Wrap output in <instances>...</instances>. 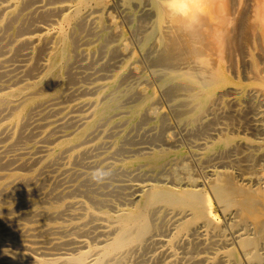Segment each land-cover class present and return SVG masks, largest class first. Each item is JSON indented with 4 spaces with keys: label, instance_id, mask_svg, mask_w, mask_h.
<instances>
[{
    "label": "bare ground",
    "instance_id": "6f19581e",
    "mask_svg": "<svg viewBox=\"0 0 264 264\" xmlns=\"http://www.w3.org/2000/svg\"><path fill=\"white\" fill-rule=\"evenodd\" d=\"M0 1H4V0H0ZM30 4H32V5L35 4V7L32 8L33 9L32 12L29 13V15L26 14V16L28 15V17H25L26 19L21 20L22 21L21 23H18L17 25H15L13 34L10 32L12 34V35L10 34L11 37H13L16 34L18 36L19 33L21 34V33L28 32L27 34H29V36H22L17 41V45H15V47L12 49V52H11V53L14 52L13 55H15L16 53H17L16 55H18V56L20 55V57L25 59V62H23L24 64H21L19 66L17 65V67H15L13 69H11V68L8 69V68H6L7 67L6 64H8L10 61H12L11 56L13 57V55L10 54L9 56H6L7 51L4 50L5 45H3L1 43V41L4 38L5 31H7L6 29H9L10 27H12V25L14 23L16 24L18 14H20L22 8H24ZM114 6H117V7L122 6V7H126V8L139 6V7L148 8V9L150 8V11L147 14H145L143 12L145 14L143 19L147 21V23H145V24H148V26L144 27V30L141 32V35H138V36L141 37V45H142L143 49H145V48L148 49V47H150L149 48L150 51H148V52L152 56L150 57V60H149L151 62H149L148 65L150 63H153L154 66L159 68L158 73L160 76V84L164 88L166 95L169 98L176 101V104L173 105L174 106L173 110L175 111V114L179 118V120L181 121L182 125L186 128V129H184V131L187 132V134H188L187 136L190 135L191 138L195 139L194 146H192L193 150H194V151H192V154L195 157V161L197 162L198 169H197V171L194 170V172H193V169H192L191 164H190V160L187 157H185V155L182 153L184 150L183 146L180 149V151H176V152H172V151H169L168 149L164 148L162 150L153 151L152 153H146V154L143 153V155H141L139 158L128 161L126 166H132L137 162H144L145 163L144 165H147L150 167L149 169L152 168L154 170H160L165 166V164L168 162V160L173 161L172 160L173 158L177 159L178 164L174 169L171 170L172 181H170V182H167V180L166 181L165 180H160V181L155 180V181H152V182H155V184L137 185L136 187L133 186V187H135V188H133L134 198L132 200L130 199L129 201H127L128 199L127 200L125 199L128 203L130 202V207L120 209L115 214L105 213L103 217L97 216L96 214L90 213L89 211H87L85 208V203L82 200L68 201L66 203H63L62 206H57V207L56 206L42 207L40 204H44V203L46 204V203H48V200L50 201V199L51 200L52 199L53 200L54 199H61L62 200V198L66 197L65 196L66 194L71 193L70 194V196H71L72 195L71 191H75L77 189L74 187V188H71L69 191L68 190L64 191L66 194L60 190V192H57L56 194H53L52 196H50L51 192L49 190L44 191L40 194V192H38L39 190H41V187L39 186V184H38V188L40 187L39 190L37 189V187L34 186L35 183L33 181L35 179V174H23L21 172H18V170L19 171L21 169L24 170L25 166H27L29 163L34 164L37 158L39 161V157H37L35 159L33 158V160L29 159L31 157H29L28 159H19L20 162L18 163L14 159V158H16L15 157L17 155L16 153H15L16 154L15 156H7L6 154L15 150L18 143H21L22 140L27 141L28 138H30L29 136L32 135L33 131L29 128L32 127L33 125L35 126L34 128H32L33 130L40 129V128H43L44 126H47V128L45 130H43L41 133L39 132L40 133L39 134V140L37 139V141H36L38 143L47 144V145H44V146L42 145V146H37V147H36L35 143H34L35 146H32V147H30V145L27 147V145H26L23 148V151L21 152L22 154L24 153L23 155H25V154L27 155V153L30 151V149H34V150H36L35 155L37 154V156H38L37 150H41L46 155L47 161L50 162V164L53 166L54 163H51V162L54 161L55 159L57 160V157L59 158V157L64 156V157H66V160L68 163L73 164V161H75L78 158L81 159L82 158L81 156L90 152V149H91L90 147H84L87 137L92 135L95 128L98 127V124L102 119H104L107 116L112 114L114 108L117 105V102H116L117 100L115 101L114 99L112 101L106 103V104H101V101H100L101 100L100 97L103 95L102 93H106L107 91L114 90L116 80H117V76H114L111 79V81L108 82L106 85H97V86H93V87H89V88L83 87V89L78 90V92L86 93V94H92L93 92H96V91L100 92V94L95 99H94V97H93V99H91V98L84 99L79 103L75 102L76 104L71 105V106H67V107L59 106V103H61L60 105H62L64 98L62 101L60 100L61 102L59 101V103L57 102V100L59 99L58 98L59 94L61 95V86H62V81L64 80L63 76L66 73L67 66L70 65V62H72L71 64H75L76 61L74 63H73V61H71L72 58H74L73 54L74 55L80 54V53L75 54V52H74V48H76V47H74L76 44V41L74 42L75 37L74 38L71 37V32H72L73 28L76 25H78V27H80L79 24L82 23V14H84L83 13L84 10H86V11L88 10L87 8H89V10H90V8H92V10L95 8L96 12H100L102 14L103 13L105 14V12H108L109 8H114ZM28 7H27V9H28ZM27 9H24V10H27ZM109 13H110V11H109ZM143 13H141V14H143ZM58 14H61V16H62L60 22H58V20H57V22L53 23L54 26L51 28H46L47 26L43 27V24L45 23L44 21H50V19L53 18V16L56 15L58 17ZM108 15H107V17H109ZM140 16H138V17H140ZM36 17H37V19L39 18L40 21L43 22L42 26H40V25L36 26L33 23V21ZM59 17H60V15H59ZM101 18H98L97 23H98V27L100 28V30H104L105 28L103 27V21ZM111 18H113V17H111ZM125 18L127 19L128 16H126ZM125 18H124V21H125ZM105 20L107 21L110 19L106 18ZM111 20H113V19H111ZM135 20H136V18H135ZM106 21H105V23H106ZM115 23H116V21H115ZM88 24H89V21L87 23V26H90ZM136 24H138V23H136ZM82 25H81V27H82ZM121 27H123V29H124V26H121ZM115 28L118 29L119 27L118 28L115 27ZM86 29L89 30L88 27ZM84 33L87 34L86 31ZM115 33H117V32H114V28L111 29L108 34L107 33L104 34L102 41L104 40V42H105V39H109V38L114 37ZM137 33L138 32L136 29V34ZM90 34H92V33H90ZM129 35H130V33H129ZM117 37L118 36L116 35V38ZM79 38H82V37H79ZM79 40L80 39H77V42ZM127 40H129V39H127ZM127 40H125L124 42H126ZM92 41H93V39H92ZM92 41H91V43H92ZM110 42H112V41L110 40ZM5 43H7V42H5ZM83 43H85V42H83ZM137 43L135 42L134 44H137ZM7 44H10V43L8 42ZM89 44H90V42H89ZM126 44H122L121 46H119L120 51H121L120 53H122L123 55L129 53V48H128L129 45H128V43H126ZM129 44H131V43L129 42ZM78 45H82V47H83L82 43L78 44ZM84 45L86 47V44H84ZM100 45H99V47H100ZM23 50H25L26 52H23ZM148 52L146 53L147 55H148ZM123 55H121V56H123ZM42 56L44 57L43 60H42ZM83 56H81V57H83ZM107 56L108 55H106V58H108ZM115 56L116 55H114V57ZM125 56H123V57H125ZM37 57H39V58L41 57L40 59L42 60V62H38V63L34 62V61H37V59H38ZM98 57L99 56H97V58ZM101 57H103V56H101ZM110 57L112 58V56H110ZM80 58H79V60H80ZM83 59H84V57H83ZM90 59L91 58H89V60ZM98 60H101V58ZM146 61H148V60H146ZM14 62H16V61L13 60V63ZM107 62H108V60L105 63H107ZM114 63H116V62H114ZM136 63H138V62H136ZM85 64H89V63H85ZM9 65H12V64H9ZM110 66H112V65H110ZM81 67L79 66L80 69H83ZM140 67H141V65H140ZM89 68L87 66L88 70H90ZM100 68H103L102 65L100 66ZM108 68H111V67H108ZM126 68L127 67L123 66L122 70L126 71ZM104 69L107 70V68H104ZM0 70H1L0 71V77H6L7 78V80L5 82L3 81L4 83L0 84V120L3 121L2 123H0V142L3 143V145L0 147V152H1L0 170L1 169L5 170L4 168L9 167V166L14 167V168H11V170L9 169L8 172H0V225L6 226L7 229H9V230L10 229L13 230L16 228V231H13L11 234H14L15 232L16 233L17 232H20V233L23 232L22 234H24L25 232H31L34 234L33 236H35V234H39L38 235L39 237H41V235H49V234L51 235V234H54L57 232H60V234L62 235L61 231H65V230L69 231V229L71 231L78 232L79 234L80 233H86L88 231V234H89V230H87V231L85 230L86 229V228H84L85 225L82 222H78V223L72 224L70 226H65V225L53 224L50 221H48V220H51L55 217L62 215L64 213V208L66 209L67 206L68 207L69 206H76V208L77 207L79 208V209L77 208L78 209L77 211H80V209L86 210V212L84 214V217L86 218L85 222H87V221L89 222V220L100 221V219H101L106 223V224H101V223L99 224L98 223V225L101 227V229L103 228L104 230L101 232V234L98 231H97V233H99L100 236L105 237V239L97 241L96 242V243H98L97 246L92 247V246H89L88 243L84 240H74V239H69V238L67 240L66 239H64V240L59 239L56 241H53L52 239H49V238L48 239L45 238L44 239L45 242H43V241L39 242L36 240L38 243L35 241H32V240H28V241H24L22 243H19L18 245H14L10 248L1 249L0 250V264H121L126 259V257L129 254H131L132 252H134L135 250L136 251H137V249L144 250L143 247L146 245L148 237L152 232V225L150 222V212L157 207H164L167 209H171L173 211H177L178 215L180 216V218L174 224V230H173V234L171 236V239L169 240V242H167L168 249H170L171 246H173L175 243H181L182 242V246H185L183 244V242H186L190 238H191L190 240H192L193 237L200 234V229L205 228L207 231H210L213 234V235L209 236V238L210 237H213V238L209 241L208 245H210V246L212 245L213 247L221 245L222 249H225V247H228V248L222 252H220L219 250H215L213 252L212 257L201 258L200 259L201 261L205 260L207 262V264H264V176H263L262 182H261L260 178H257V179L254 178V176L257 175V174L255 175V173L253 174L254 176H252L253 178L249 177L248 175H246V176H248L249 178H245L243 176V175H245V173L242 172V174H241V170H240L243 165H241V166L238 165V166H240L238 168H236L237 166L234 167V165H233L236 162H240V161L234 160L235 159L234 158V159H232L233 160L232 164H231V162L228 163V161H226V163H224L225 162L224 160H221V161H224L222 163L221 162L220 163L219 162L214 163L215 159L212 158L217 153V151H219V150L226 152V150H228V149H232L231 151H233V149H234V152H232V153L233 154L236 153V155H237L236 149L239 147V146L238 147L232 146V138L224 132V128L219 127L217 129H213V126L217 124L216 120H217V116L219 115L218 110L220 109V104H224L227 101V98H229L230 96H232L234 94L232 92L233 89L230 87V85H232L234 83V82L232 83L231 78L232 77L235 79L237 78V80H238V79H240V75H241L243 77L244 82H245V80H253V81L257 82L261 87H264V0H211L210 4L208 6L207 14L201 18V20L198 24L193 25L191 27V30L185 29L184 22L178 16L169 14L166 9H162L161 7H159L158 0H11V1H9V4H7V5H3L0 3ZM98 70H99V67L97 68V71ZM13 71H18V73H15V74H18V76H16V77L11 76L10 77V73ZM75 72H77V71H75ZM79 72H81V71H79ZM245 73L251 74L248 76L252 77V78L247 79L245 76L246 75ZM70 74H73V76H74L77 73L74 74V72H73ZM127 74H128V76H131L129 73H127ZM84 75L86 77L87 74H84ZM98 75L101 76V74H98ZM24 77H30L32 79L26 80V79H24ZM69 78H68V81L72 80L71 79L72 77L70 79ZM74 78H77V77H74ZM83 78L84 77H82L81 80H83ZM98 79H99V77H98ZM120 79L122 80L123 76ZM150 79H149V81H150ZM66 80H67V78H66ZM81 80L79 82H82ZM87 80H89V79H87ZM90 80H91V78H90ZM100 80H102V79H100ZM68 81L66 83H68ZM73 81H75V80H73ZM73 81H72V83H74V84L77 83V82H73ZM0 82H2V81H0ZM235 82H237V81H235ZM244 82L242 81L241 84H243ZM72 83H69V84H72ZM125 83H127V82H125ZM140 83H142V82H140ZM117 85L118 84H116V86ZM64 86H65V84L63 85V87ZM63 90H65V88H63ZM75 90L76 89H74L73 91H75ZM73 91H71L70 94ZM137 91H139L138 94L141 95V102L137 106V110L141 109L144 105H147L150 102L152 103V101H154L156 104L159 103V102H156L159 98L155 99V94L152 90L147 88V89H141V90H137ZM62 92H64V91H62ZM157 92H158V90H157ZM81 93H79L80 97L82 95ZM132 93H135V92H132ZM159 93L160 92H158V94ZM86 94H83V95H86ZM138 94H136V96ZM72 95L73 94H71V96ZM83 95H82V97H83ZM166 95H165V97H166ZM66 96H68V94ZM73 96L75 97L76 94ZM77 96H78V94H77ZM69 98H71V97H69ZM137 98H139V97H137ZM164 99H166V98H164ZM248 99L250 101V97ZM63 103H65V101ZM251 103L248 105H250L252 107L253 104H251ZM231 104H233V103H231ZM231 104H230V107H231ZM121 105H124V104H121ZM54 106H58V107L51 111V107H54ZM164 106H165V104H164ZM81 107H85L86 111L80 115L75 114L76 113L75 110L76 109L79 110V108H81ZM157 107H159V106H157ZM230 107H228V108L231 109ZM156 108L154 110H156ZM241 110H242V108H241ZM48 111H51V113H50L51 115H52L53 111L63 113L64 115H62L61 118L59 117V119L57 117L55 121L49 122L45 125L42 123V121H41V123H42L41 124V123H38L39 121L33 120L34 117L40 115L41 113H43V114L45 113V115H46V113H48ZM124 112H126V111H124ZM244 113H245V111H244ZM56 114H58V113H56ZM115 114L116 113H113L112 115L116 116ZM118 114H120V113H118ZM175 114H174V116H175ZM236 114H237V112H236ZM45 115H43V118H46ZM223 115H221L222 118H223ZM226 115H224V116H226ZM234 116H232V117H234ZM236 116L238 118L239 115H236ZM236 116L234 118H236ZM111 117L112 116H110V118ZM148 117L149 116H147V118ZM160 117H162V116H160ZM177 117H175V119ZM227 117H229V116H227ZM163 118H160L159 120H161ZM239 118L242 119L243 116H241ZM143 119H145V118H143ZM171 119H172V117H171ZM219 119H221V118H219ZM164 120H166V119H164ZM223 120H224V118H223ZM230 121L231 120H228V123ZM67 122L70 125V126L68 125V128H70L73 124H76L77 127L79 128L78 131H76L74 133H70L64 129L62 130V128H64L67 125ZM136 122L139 123L140 121L136 120ZM215 122H216V124H215ZM161 123H163V121H161ZM161 123L158 126H160ZM114 124L112 125L113 128H114ZM142 124L144 125V123H142ZM243 124H245V122ZM137 125H139V124H137ZM218 125H219V123H218ZM139 126L134 127V128L139 129ZM165 126L166 125H164V130H165V128H167ZM187 126H188V128H187ZM240 126H243V125H240ZM230 127H231V125H230ZM230 127L228 125V130L231 132L232 128L230 129ZM234 127H235V124H234ZM181 128H183V127H181ZM114 129H116V128H114ZM158 129H157L158 135H160L159 134L160 132L164 133L163 131H161V129L159 132ZM162 130H163V128H162ZM168 130H169V128H168ZM106 131H108V130H106ZM143 131L145 132V130H143ZM37 132H38V130H37ZM133 132H135V131H133ZM230 132H229V134H230ZM34 133H36V132L34 131ZM55 133H58L59 135H56L54 137ZM114 133H115L114 135L117 134L116 131ZM36 134H38V133H36ZM97 134H99V133H97ZM142 134L144 136V133H141V135ZM149 134H146V135L149 136ZM96 135H94V136H96ZM158 135H155V136L157 137ZM163 135L164 134H161V136H163ZM167 135H169V137H170L172 135V133L167 134ZM94 136H93V139L95 138ZM133 136H131V138L128 137V139L129 138L133 139L132 138ZM155 136H153V138H156ZM34 137H36V136H34ZM149 138H152V137L149 136ZM31 139H29L28 141H30ZM158 139H160V142ZM181 139H183V138H181ZM107 140H109V139L107 138ZM138 140L136 141L137 145L139 142ZM162 140L163 139H161V137L160 138L158 137L156 141H158L159 143H162ZM87 141L90 142L89 138ZM126 141L127 140H125V143H124L125 145L128 142V141L127 142ZM152 141L155 142L154 139L151 140V142ZM31 142H32V140L28 143H31ZM107 142L108 141H106L105 143H107ZM129 142H130V140H129ZM132 142H133V140H132ZM140 142H142V141H140ZM149 142H148V144H149ZM173 142H176V141L173 140ZM135 143L130 142L127 144H128V146H130L129 144H135ZM143 143H144V139H143ZM166 143H167V141H166ZM168 143H170V142H168ZM168 143L166 145H168ZM100 144L101 143H99V145ZM124 144H122V145H124ZM122 145H120V147ZM137 145L135 144L134 146H137ZM161 145H163V143ZM170 145H172V143ZM21 146H23V145H21ZM131 146H133V145H131ZM150 146H151V144H150ZM263 146H264V144H263ZM108 147L105 149H108ZM120 147L117 149L118 151L121 150L122 147L121 148ZM156 147H158V146H156ZM143 148L144 147H142L141 150H143ZM252 148H254V147H252ZM105 149H103V150H105ZM16 150H18V149H16ZM20 150H22V148ZM93 150H94V148H93ZM124 150L125 149L123 148L122 151H120V152L123 153ZM135 150H136V148H135ZM253 150L255 151V149H253ZM32 151H30V152H32ZM129 151H127V152L128 153L132 152V151H130V152ZM138 151H140V149H138ZM221 151H220L221 154L224 153ZM98 152H100V151H98ZM115 152L116 151H114L113 153H115ZM133 152H136V151L133 150ZM238 152H239V149H238ZM95 153H94V155H95ZM136 153H138V152H136ZM240 153H242V152H240ZM3 154H5V155L3 156ZM22 154H19V155L22 156ZM28 154L29 155L31 154L32 156L34 155L32 153H28ZM224 154H223V156H225ZM128 156L129 155H127V157ZM132 156H134V155H132ZM64 157H62L63 160H64ZM106 157H107V159L111 158L109 156H106ZM106 157H105V159H106ZM242 157H244V155ZM242 157L240 156L241 160L243 159ZM90 158H91V156H90ZM90 158H87L86 156L83 157V159H90ZM114 158H115V156H114ZM124 158H126V157H124ZM190 158H192V157H190ZM225 158H226L225 160H227V156ZM236 159L239 160V158H236ZM249 159H251V158H249ZM31 160H32V162L33 161L34 162L33 163L30 162ZM59 160L61 161L62 159L59 158ZM112 160H113V158H112ZM118 160H120V159L118 158ZM234 161H236V162H234ZM95 162H96V160H95ZM243 162L246 163V161H243ZM36 163H39V162L36 161ZM85 163H86V161L84 162V164ZM101 163H102V161H101ZM248 163H250V161ZM248 163H246V165ZM252 164H254V163H252ZM51 165H50V168H51ZM73 165L75 166V164H73ZM92 165H90V167ZM105 165H107V164H105ZM108 165H110V164H108ZM23 166H24V168H21ZM31 166H33V165H30V167ZM57 166H58V164H57ZM74 166L71 168H74ZM136 166H139V165H136ZM30 167H27L28 169L26 171L32 170V169H30ZM76 167H80L79 164ZM85 167L90 168L88 166H85ZM107 167L104 166L103 169H105ZM108 168H110V167H108ZM243 168H245V167H242V169ZM80 169H83V168H80ZM45 170H44V172H45ZM56 170H58V169H56ZM115 170H117V168ZM133 170L136 171V169H133ZM246 170L248 171V169H246ZM55 171L53 172L51 170V173H55ZM243 171H245V170L243 169ZM44 172H43V174H44ZM68 172H69V168L68 167L64 168L63 173L66 174ZM72 172L74 173V171H72ZM108 172L106 173V175H108ZM122 172H123V170H122ZM144 172H146V171H144ZM151 172H153V171H151ZM80 173H82V172H80ZM99 173L102 174V172H99ZM118 173H120V172L118 171ZM158 173H159V171H157L156 174H158ZM38 174H39V172H38ZM38 174L36 175L37 177L40 175V174L39 175ZM77 174L83 175V174H79V173H77ZM88 174L90 175V173H88ZM117 174L113 173L114 178H115V175L117 176ZM126 174H128V173H126ZM165 174H167V173L165 172ZM165 174L163 173V175H165ZM168 174H167V176H168ZM41 175H42V173H41ZM44 176L45 175H43V177ZM76 177H78V176H76ZM91 177H93V176H91ZM151 177H153V176H151ZM162 177L163 176H161V178ZM47 178H45V179H47ZM50 178H51V176H50ZM63 178H62V181H63ZM145 178H147V176ZM145 178L143 179V181L145 180ZM74 179H72V180H74ZM104 179L110 180L111 178H107V177L105 178L104 177ZM132 179H135L134 174H133ZM35 180H37V179H35ZM48 180H49V178L47 179V181ZM56 180H57V178H56ZM113 180L114 179H112L110 181L114 182ZM121 180L122 179H117V182H119V181L121 182ZM137 180H139V179H137ZM88 181L89 180H87V182ZM69 182H72V181L69 180ZM74 182L75 181H73V184H74ZM80 182H82V181H80ZM123 182H124V180H123ZM150 182H151V180H150ZM31 183L32 184L34 183V185H32ZM43 183H41V184L44 185ZM52 183H54V181ZM60 183H62V182H60ZM95 183L93 182L92 186H94L93 184H95ZM85 184H88V183H84V185ZM101 184H102V182H101ZM168 184H170L171 186H168ZM52 185L54 186V184H52ZM80 185H79V187H80ZM98 185L97 186L100 187V184H98ZM103 185L104 184H102V186ZM44 186H43V188H45ZM18 187H20V188L24 187V189L22 191H18L17 190ZM52 187H51V191H53ZM121 187L120 188L118 187V188L121 189ZM124 187L125 186H123V188ZM58 188H59V185H58ZM67 188L68 187H66V189ZM82 188H85V186ZM100 188H99V190H100ZM103 188L106 189L105 187H103ZM112 188H114V186ZM123 188L121 189L122 191H123ZM127 188H126V190H127ZM59 189H61V188H59ZM62 190H64V189H62ZM87 190H85V192ZM94 190L95 189H92V191L91 190L90 191L93 193ZM97 190H98V188H97ZM35 192H36V194H37V192H38V194H40V196L37 197V199L34 198ZM106 192H102V193L98 192L96 194H99V195L101 194L100 195L101 198H99L100 196L98 198L102 199V195H104V193L106 194ZM81 193H83V192H81ZM116 193H118V192H116ZM131 193H132V191L130 193L126 194V196L129 194L131 195ZM38 194L36 196H38ZM78 194H80V193H77V195ZM112 194H113V191H112ZM121 194L122 193H120V195ZM14 195H15V197L20 195L22 197L24 196V197H28V198L27 199L25 198V199L19 200V201L13 200L16 203L9 201L6 204V202H5L6 205L3 206L5 199H7V198L11 199L9 197L14 196ZM75 195H76V193H74V197H75ZM85 195L83 194L84 197H85ZM90 196H91V194H90ZM93 196H91V197H93ZM110 196L114 197L115 195H113V196L110 195ZM22 197H20V198H22ZM81 197H82V194H81ZM85 199L87 200V203H88L89 200L87 198H85ZM103 200L101 202H103ZM122 200L123 199L121 198V201ZM92 201H94V200H92ZM98 201H95V202H97L96 205L100 206L101 204L99 205ZM108 201H109V199H108ZM95 202H92V205H94L93 203H95ZM21 204H23L22 206L27 205L28 207L27 206L26 207L29 209L24 210V211H17L16 209H18V207ZM88 204H91V202H89ZM122 204L123 203H121L120 205H122ZM127 206H128V204H127ZM26 207H24V209ZM110 207H107V210H108V208L110 209ZM69 208H71V207H69ZM216 208H218L221 212H223V214H226L228 219H230L232 221L231 228L234 230V233H233L231 239L226 238V236L223 233L222 228L216 222V215H217ZM102 209H103V207H102ZM9 212H14V215L13 216L11 215L12 217H10V218L6 217L7 215L9 216V214H8ZM65 215L66 214H63L62 216H65ZM81 215L79 214V217ZM163 215H165V214H163ZM36 217H42L44 219L39 220V221L34 220V222H36V223L33 224V222H32L33 218H36ZM65 217H67V216H65ZM23 219L24 220L25 219H28V220L32 219V221H31L32 224L29 226L24 225L25 223L21 224L19 221H22ZM59 220L61 222L63 221V223H64V220H61V219H59ZM15 221L19 222L18 225L13 224V222H15ZM23 221H22V223H23ZM159 223H160V221H159ZM94 224H96V223H94ZM93 225H91V226H93ZM98 225L95 226L94 230L98 227ZM100 227H98V228H100ZM3 228H2V230H3ZM154 229H156V228H154ZM2 230H0V232ZM161 231H164V230H161ZM167 231L169 232V229L166 230V232ZM97 233H95V235H97ZM11 234L10 233L7 234V237H9L8 235H11ZM57 234H55V235H57ZM70 234L73 235V233H70ZM2 235L5 236L4 234H2ZM75 235L76 234H74V236ZM208 235H209V232H208ZM20 236H21V234H20ZM81 236H83V235H81ZM94 236L93 237L88 236V237H90L92 239V238H94ZM162 236H164V235H162ZM10 237L12 238V236H10ZM65 237H67V236H65ZM90 238H88V239L90 240ZM12 241H13V239H12ZM154 241L157 242V240H154ZM2 242H3V240H2ZM6 242H7V240H6ZM41 242H43L42 244H43V246H45V248L40 247ZM198 242H200V240ZM198 242L196 243V245L200 244ZM49 244H50V246L46 247V245H49ZM159 244L162 246V243H159ZM2 246H3V244H2ZM229 246H230V248H229ZM63 247H67L66 249H64V251H65L64 253L60 252V254H52V255H50V253H49V255H48V256H50L49 258H46V253H44V252L42 254L37 253V250H41L42 248L46 249L48 251L49 250L54 251L55 249L57 250L59 248H62L61 250H63ZM194 248H196V246ZM194 248L192 247L191 249L194 250ZM208 248H210V247H207V249ZM154 249H155V247H154ZM199 249H200V247H199ZM202 249H204V247L201 248L200 250H202ZM211 250H212V248H211ZM151 251H153V250H151ZM189 252H192V251L190 250ZM189 252H188V254H189ZM139 253H138V255H139ZM161 253H162V251H161ZM207 253H208V251H207ZM238 253L240 254V256ZM180 254H182V253H180ZM166 256H167V254H166ZM188 257H190V256H188ZM136 258H138V257H136ZM147 258H145V260ZM191 258H193V257H191ZM155 259L158 260L160 258H158V259L155 258ZM185 259L186 258L184 257L183 262L188 261ZM198 260H197V262H198ZM195 261L191 262V264H193V263L195 264ZM159 262L161 263L162 261L160 260V261H158V263ZM154 263H151V264H154ZM201 263H203V262H201ZM177 264H178V262H177Z\"/></svg>",
    "mask_w": 264,
    "mask_h": 264
},
{
    "label": "rangeland",
    "instance_id": "374dc122",
    "mask_svg": "<svg viewBox=\"0 0 264 264\" xmlns=\"http://www.w3.org/2000/svg\"><path fill=\"white\" fill-rule=\"evenodd\" d=\"M9 1H11V0H4V1H0V3L1 4H3V5H7V4H9ZM32 4H30V5H28V6H26V7H24V8H22V10H21V12H20V14H18V18H17V20H16V24L14 23L13 25H12V27H10L9 29H6L7 31H5V34H4V38H3V40L1 41V43L3 44V45H5V51H7L6 52V56H9L10 54L11 55H13L14 54V52L13 53H11L12 52V49L15 47V45H17V41L22 37V36H29V34H27L28 32H26V33H19V35L17 36V34L16 35H14L13 37H11V35L13 34V31H14V27H15V25H17L18 23H21L22 21L21 20H24V19H26L25 17H28V15H29V13H31L32 12V8H34L35 7V4H33L32 6H31ZM27 7H28V9H27ZM115 8V9H114ZM114 8H109V10H108V12H105V14L103 13H100V12H96L95 10V8L92 10V8H90V10H89V8H87L88 10L86 11V10H84V14H82V23H80L79 24V26L80 27H78V25H76L74 28H73V30H72V32H71V37H75L74 38V42L76 41V44H75V46L74 47H76V48H74V52H75V54H79V55H74L73 54V57L74 58H72V60L71 61H73V63L75 62V64H71L72 62H70V65H68L67 66V70H66V73H65V75L63 76V81H62V86H61V95L59 94V99L57 100V102L59 103V101L61 100H63V98H64V100H63V102L65 101V103H63L62 102V105H60L61 103H59V106H63V107H67V106H71V105H74V104H76V103H79V102H81L82 100H84V99H89V98H91V99H93V97H94V99L95 98H97V96L100 94V92H93L92 94H86V93H81V92H78V90H80V89H83V87H85V88H89V87H93V86H97V85H106L108 82H110L111 81V79L114 77V76H117V80H116V84H118L117 86H116V84H115V87H114V90H112V91H107L106 93H102L103 95L100 97V101H101V104H106V103H108V102H110V101H112L113 99L117 102V105H116V107L114 108V110H113V112H112V114L113 113H116L115 115L116 116H114V115H109V116H107L106 118H104V119H102L100 122H99V124H98V127H96L95 128V130H94V132L92 133V135L91 136H89V137H87V139H86V143H85V145H84V147H90L91 149H90V152H88V153H86V154H84L87 158H90V156H91V158L90 159H83V157H85L84 155L83 156H81L82 158L80 159V158H78V159H76L75 161H73V164H75V166L72 164V163H68L67 162V160H66V157H64V156H62V157H64V160H63V158L62 157H59L60 159H62L61 161L59 160V158L57 157V160L55 159L54 161H52L51 163H56L55 165L53 164V166L50 164V162H48L47 161V158H46V155L41 151V150H37V153H38V156H37V154L35 155V153H36V150H34V149H30V151H32V152H28V153H32V154H34L33 156L30 154H28L27 153V155L25 154V155H23L21 152L23 151V148L27 145V147L30 145V147H32V146H35V144H36V147L37 146H44V145H47V144H42V143H38V142H36L37 141V139L39 140V134L43 131V130H45L46 128H47V126H44L43 128H40V129H36V130H33L32 128H34L35 126L33 125L32 127H30L29 129H31L32 131H33V133H32V135H30L29 137L30 138H28V140L29 139H31L32 140V142L31 143H28V142H30V141H26V140H22L21 141V143H18V145L16 146V148H15V150H13V151H11L10 153H7L6 155L7 156H15L16 154V158H14L15 159V161H17L18 163L20 162V160L19 159H28L29 157H31V158H29V159H32L33 160V158L35 159V158H37V157H39V161H38V158L36 159V161L37 162H39V163H36V161H35V163L34 164H28L27 166H25V169L23 170V169H21L20 171L18 170V172H21V173H23V174H35V179H37V180H35L34 179V183H35V185H34V183L32 184V185H34L35 187H37V189L39 190V188L41 187V190H39L38 192H40V194L42 193V192H44V191H47V190H49L50 192H51V194H50V196H52L53 194H56L57 192H60V190L61 191H69L71 188H76L77 190H75V191H71L72 192V195L70 196V194L71 193H68V194H66L65 192V198H62V200L61 199H50V201L48 200V203H44V204H40L42 207H45V206H62L63 205V203H66V202H68V201H72V200H82L84 203H85V208H86V210L87 211H89L90 213H94V214H96L97 216H104V214L105 213H109V214H115L117 211H119L120 209H124V208H128V207H130V202L128 203L127 201H129L130 199L132 200L133 198H134V196H133V188H135L137 185H145V184H155V182H152V181H155V180H167V182H170V181H172V175H171V170L172 169H174L176 166H177V164H178V161H177V159H175V158H173L172 160L173 161H171V160H168V162L165 164V166L162 168V169H160V170H154V169H149L150 167L149 166H147V165H144L145 163L144 162H137V163H135L134 165H132V166H126L127 165V162L128 161H131V160H134V159H137V158H139L141 155H143V153H152L153 151H158V150H162V149H168L169 151H172V152H176V151H180V149L182 148V146H183V154L185 155V157H187L189 160H190V164H191V167H192V169H193V172H194V170L195 171H197V169H198V165H197V162L195 161V157H194V155L192 154V151H194L193 150V147L192 146H194V141H195V139H193V138H191L190 137V135L189 136H187L188 134H187V132H185L184 131V129H186L183 125H182V123H181V121L179 120V118L176 116V114H175V111L173 110L174 109V104H176V101L175 100H173V99H171V98H169L167 95H166V93H165V91H164V88L161 86V84H160V76H159V73H158V71H159V68L158 67H156V66H154L153 65V63H150L149 65H148V63L149 62H151V61H149L150 60V57L152 56L151 54H149V52L148 51H150V47H148V49L147 48H145V49H143L142 48V45H141V37L140 36H138V35H141V32L144 30V27H147L148 26V24H145V23H147V21L146 20H144L143 18H144V16H145V14H147L149 11H150V8L148 9V8H143V7H139V6H135V7H131V8H126V7H120V6H114ZM24 9H27V10H24ZM114 9V10H113ZM25 12H24V11ZM92 10V11H91ZM109 11H110V13H109ZM141 11V12H140ZM113 12V13H112ZM145 14H144V13ZM107 13V14H106ZM138 13V14H137ZM141 13H143V14H141ZM26 14H28L27 16H26ZM94 14V15H93ZM109 14V15H108ZM125 14V15H124ZM57 15V14H56ZM55 15V16H56ZM59 15H60V17H59ZM107 15L110 17H113V18H109V17H107ZM113 15V16H112ZM140 16V17H138V16ZM53 16V18H51L50 19V21H44L45 23L43 24V22L42 21H40V19L38 18L37 19V17L34 19V21H33V23L36 25V26H42V24H43V27H46V28H51V27H53L54 25H53V23H55V22H57V20H58V22H60L61 21V14H58V17L56 16ZM96 16V17H95ZM102 18H101V17ZM105 16V17H104ZM116 16V17H115ZM126 16H128V18L126 19L125 17ZM22 17V18H21ZM58 18V19H57ZM84 18V19H83ZM87 18V19H86ZM89 18V19H88ZM98 18H101L102 19V21H103V27L105 28L104 30H100V28L98 27ZM110 19V20H105V19ZM124 18H125V21H124ZM135 18H136V20H135ZM138 18V19H137ZM111 19H113V20H111ZM115 19V20H114ZM53 22H52V21ZM41 23H40V22ZM87 21V22H86ZM88 21H89V24L88 25H90V26H87V23H88ZM105 21H106V23H105ZM115 21H116V23H115ZM127 21V22H126ZM143 21V22H142ZM38 24H37V23ZM115 23V24H114ZM122 23V24H121ZM136 23H138V24H136ZM83 24V25H82ZM114 24V25H113ZM136 24V25H135ZM81 25H82V27H81ZM117 25V26H116ZM136 27H135V26ZM121 26H124V29H123V27H121ZM89 28V30H87L86 28ZM107 27V28H106ZM115 27H119L118 29H116ZM114 28V32H117V33H115V36L114 37H112V38H109V39H105V42H104V40L102 41V39H103V36H104V34L105 33H109V31L111 30V29H113ZM120 29V30H119ZM136 29H137V32L139 33H137L136 34ZM130 30V31H129ZM87 32V34H85L84 32ZM89 31V32H88ZM96 31V32H95ZM99 31V32H98ZM12 34H11V33ZM76 32V33H75ZM133 32V33H132ZM73 33V34H72ZM79 33V34H78ZM90 33H92V34H90ZM129 33H130V35H129ZM9 34V35H8ZM11 34V35H10ZM25 34V35H24ZM78 34V35H77ZM120 34V35H119ZM128 34V35H127ZM116 35L118 36L117 38H116ZM122 35V36H121ZM10 38H9V37ZM17 36V37H16ZM84 36V37H83ZM98 36V37H97ZM138 36V37H137ZM8 37V38H7ZM77 37V38H76ZM79 37H82V38H79ZM97 37V38H96ZM13 38V39H12ZM88 38V39H87ZM136 38V39H135ZM140 38V39H139ZM77 39H80L78 42H77ZM86 39V40H85ZM92 39H93V41H92ZM113 39V40H112ZM124 39V40H123ZM127 39H129V40H127ZM7 40V41H6ZM85 40V41H84ZM110 40L112 41V42H110ZM125 40H127L126 42H124ZM88 41V42H87ZM91 41H92V43H91ZM137 43V44H134L135 42ZM4 42V43H3ZM5 42H9L10 44H7V43H5ZM83 42H85V43H83ZM89 42H90V44H89ZM105 44H104V43ZM109 42V43H108ZM129 42L131 43V44H129ZM83 44V47H82V45H78V44ZM107 43V44H106ZM126 43H128V48H129V53L128 54H125V55H123L122 53H120L121 51H120V47L119 46H121L122 44H126ZM84 44H86V47H85V45ZM101 44V45H100ZM99 45H100V47H99ZM127 45V44H126ZM131 45V46H130ZM135 45V46H134ZM115 47V48H114ZM139 47V48H138ZM98 48V49H97ZM132 48V49H131ZM76 49V50H75ZM97 49V50H96ZM140 51V52H139ZM145 51V52H144ZM148 52V55L146 54L147 52ZM10 52V53H9ZM23 52H26L25 50H23ZM92 53V54H91ZM104 53V54H103ZM108 53V54H107ZM113 55H112V54ZM17 54V53H16ZM15 54V55H16ZM123 55V56H125V57H123V56H121V55ZM139 54V55H138ZM13 55V57L11 56V60L12 61H10L8 64H6L7 65V67L6 68H8V69H13V68H15V67H17V65L19 66V65H21V64H24L23 62H25V59L24 58H22V57H20V55L18 56V55ZM84 55V56H83ZM106 55H108L107 57L109 58H106ZM112 56V58L110 57V56ZM114 55H116L115 57H114ZM120 55V56H119ZM18 56V57H17ZM81 56H83L84 57V59H83V57H81ZM91 56V57H90ZM97 56H99L98 58H97ZM101 56H103V57H101ZM118 56V57H117ZM81 57V58H80ZM114 57V58H113ZM38 59H37V61H34V62H42V60L44 59V57L42 56V60L39 58V57H37ZM78 58V59H77ZM79 58H80V60H79ZM89 58H91L90 60H89ZM101 58V60H98V59H100ZM111 58V59H110ZM146 60H148V61H146ZM17 59V60H16ZM121 59V60H120ZM139 61H138V60ZM13 60H15L16 62H14L13 63ZM98 60V61H97ZM108 60V62L107 63H105L106 61ZM113 60V61H112ZM118 60V61H117ZM80 61V62H79ZM89 61V62H88ZM135 61V62H134ZM114 62H116V63H114ZM134 62V63H133ZM136 62H138V63H136ZM85 63H89V64H85ZM94 63V64H93ZM112 63V64H111ZM140 63V64H139ZM147 63V64H146ZM9 64H12V65H9ZM5 65V66H6ZM76 65V66H75ZM91 65V66H90ZM102 65V67L103 68H100V66ZM108 65V66H107ZM110 65H112V66H110ZM114 65V66H113ZM139 65V66H138ZM140 65H141V67H140ZM79 66L81 67V68H83V69H80L79 68ZM87 66H88V68L91 70H88L87 69ZM123 66H125V67H127L126 68V71H123L122 70V68H123ZM99 67V70L97 71V68ZM108 67H111V68H108ZM114 67V68H113ZM116 67V68H115ZM143 67V68H142ZM147 67V68H146ZM75 68V69H74ZM79 68V69H78ZM96 68V69H95ZM104 68H107V70L106 69H104ZM141 68V69H140ZM3 69V68H2ZM1 69V70H2ZM85 69V70H84ZM0 70V71H1ZM4 70V69H3ZM87 70V71H86ZM94 70V71H93ZM110 70V71H109ZM142 70V71H141ZM75 71H77V72H75ZM79 71H81V72H79ZM74 72V74L75 73H77V74H75L74 76H73V74H70V73H73ZM79 72V73H78ZM149 72V73H148ZM15 73H18V71H13V72H11L10 73V77L12 76V77H16V76H18V74H15ZM83 73V74H82ZM127 73H129L131 76H128V74ZM84 74H87L86 75V77H85V75ZM98 74H101V76L100 75H98ZM246 75V78L247 79H250V78H252V77H249L248 75H251V74H248V73H245ZM143 77H142V76ZM88 76V77H87ZM122 76H123V79L121 80L120 78H122ZM134 78H133V77ZM150 76V77H149ZM71 78L72 80H69L68 81V78ZM74 77H77V78H74ZM81 77V78H80ZM82 77H84L83 78V80H81L82 79ZM98 77H99V79H98ZM154 77V78H153ZM232 77V76H231ZM30 77H24V79H28V80H31L32 78H30ZM66 78H67V80H66ZM69 78V79H70ZM79 78V79H78ZM90 78H91V80H90ZM151 78V79H150ZM87 79H89V80H87ZM100 79H102V80H100ZM128 79V80H127ZM149 79H150V81H149ZM235 78H231V80H232V83L234 84H232V85H230V87L233 89L232 90V92L234 93L232 96H230L229 98H227V101L224 103V104H220V109L218 110V116H217V124H216V122H215V124L216 125H214L213 126V129H217V128H219V127H221V128H224V132L227 134V135H229L231 138H232V146H239L237 149H236V151H237V155H236V153H232V152H234V149H233V151H231L232 149H228V150H226V152H224V151H221V150H219V151H217V153L212 157V158H214L215 160H214V163H222V162H224V163H226V161H228V163H230L231 162V164H232V159H234V160H237V161H240V162H236V161H234V162H236L235 164H233L234 165V167L235 166H237L236 168H238V167H240L241 165H243L242 167H245V168H243L245 171H243V169H242V167H241V174H242V172H244L245 173V175H243L245 178H249V177H252V176H254L253 174L255 173V175L256 176H254V178H260L261 179V182L263 181L262 179H263V176H264V146H263V144H264V87H261L257 82H255V81H253V80H245V82H244V80H243V77L240 75V79H238L237 80V78L234 80ZM7 80V78L6 77H0V81H2V82H0V84H2V83H4L5 81ZM73 80H75V81H73ZM82 81V82H79V81ZM93 80V81H92ZM143 80V81H142ZM152 80V81H151ZM155 80V81H154ZM4 81V82H3ZM68 81V83H66ZM72 81L73 82H77V83H72ZM149 81V82H148ZM235 81H237V82H235ZM242 81L244 82L243 84H241L242 83ZM119 82V83H118ZM125 82H127V83H125ZM140 82H142V83H140ZM153 82V83H152ZM247 82V83H246ZM69 83H72V84H69ZM87 83V84H86ZM148 83V84H147ZM237 83V84H236ZM65 84V86L63 87V85ZM69 84V85H68ZM74 84V85H73ZM123 85V86H122ZM144 85V86H143ZM70 88H69V87ZM149 86V87H148ZM248 86V87H247ZM79 87V88H78ZM123 87V88H122ZM247 87V88H246ZM63 88H65V90H63ZM150 89V90H152L153 92H154V94H155V99H157V98H159L156 102H159V103H155L154 101H152V103L150 102V103H148L147 105H144L141 109H139V110H137V106L140 104V102H141V95L140 94H138L139 93V91H137V90H141V89ZM262 88V89H261ZM74 89H76L75 91H73ZM129 89V90H128ZM136 89V90H135ZM158 90V92H160L159 94H158V92H157V90ZM62 91H64V92H62ZM67 91V92H66ZM71 91H73L71 94H73V95H75L76 94V96L74 97L73 95L71 96V94H70V92ZM162 91V92H161ZM69 92V93H68ZM78 92V93H77ZM132 92H135V93H132ZM79 93H81L82 95L83 94H86V95H83V97H82V95H81V97H80V94ZM132 93V94H131ZM162 93V94H161ZM248 95H247V94ZM68 94V96H66ZM77 94H78V96H77ZM131 94V95H130ZM136 94H138L137 96H136ZM65 95V96H64ZM162 95V96H161ZM164 95V96H163ZM165 95H166V97H165ZM136 98H135V97ZM158 96V97H157ZM68 97V98H67ZM69 97H71V98H69ZM111 97V98H110ZM129 97V98H128ZM137 97H139V98H137ZM250 97V101H249V98ZM77 98V99H76ZM128 98V99H127ZM164 98H166V99H164ZM169 100H168V99ZM71 99V100H70ZM154 99V100H155ZM231 99V100H230ZM136 100V101H135ZM140 100V101H139ZM166 100V101H165ZM241 100V101H240ZM60 101V102H61ZM67 101V102H66ZM78 101V102H77ZM168 101V102H167ZM234 101V102H233ZM76 102V103H75ZM127 102V103H126ZM164 102V103H163ZM252 102V103H251ZM254 102V103H253ZM130 103V104H129ZM155 103V104H154ZM231 103H233V104H231ZM253 104V106L251 107L250 105H248V104ZM121 104H124V105H121ZM164 104H165V106H164ZM230 104H231V107H230ZM121 105V106H120ZM150 105V106H149ZM230 107L231 109H229L228 107ZM233 105V106H232ZM248 105V106H247ZM157 106H159V107H157ZM247 106V107H246ZM58 106H54V107H51V111L52 110H54V109H56ZM120 107V108H119ZM128 107V108H127ZM145 107V108H144ZM157 107V108H156ZM234 107V108H233ZM156 108V110H154ZM241 108H242V110H241ZM248 108V109H247ZM144 109V110H143ZM244 109V110H243ZM82 110V111H81ZM229 110V111H228ZM51 111H48V113H46V115H45V113L43 114V113H41L40 115H38V116H36V117H34L33 118V120H37V121H39L38 123H41V121H42V123L45 125V124H47V123H49V122H53V121H55L56 120V118L58 117V119H59V117L61 118V116L62 115H64L63 113H59V112H52V115L50 114L51 113ZM76 111V113L75 114H77V115H80V114H83L85 111H86V108L85 107H81V108H79V110H75ZM81 111V112H80ZM124 111H126V112H124ZM165 113H164V112ZM244 111H245V113H244ZM79 112V113H78ZM120 113V114H118V113ZM143 112V113H142ZM220 112V113H219ZM226 112V113H225ZM236 112H237V114H236ZM55 113V114H54ZM56 113H58V114H56ZM228 113V114H227ZM45 115V117L46 118H43V115ZM162 114V115H161ZM166 114V115H165ZM174 114H175V116H174ZM226 115V116H224V115ZM243 114V115H242ZM42 115V116H41ZM51 115V116H50ZM165 115V116H164ZM221 115H223V118H224V120H223V118H222V116ZM231 115V116H230ZM236 115H239L238 116V118H237V116H236V118H234ZM243 116V118L242 119H240L239 117H241V116ZM50 116V117H49ZM70 116V115H69ZM110 116H112L111 118H110ZM147 116H149L148 118H147ZM160 116H162V117H160ZM227 116H229V117H227ZM232 116H234V117H232ZM39 117V118H38ZM42 119H41V118ZM50 119H49V118ZM163 118V119H161V120H159L160 118ZM171 117H172V119H171ZM175 117H177L176 119H175ZM38 118V119H37ZM109 118V119H108ZM143 118H145V119H143ZM152 118V119H151ZM219 118H221V119H219ZM124 119V120H123ZM127 119V120H126ZM164 119H166V120H164ZM49 120V121H48ZM136 120L137 121H140L139 123L138 122H136ZM145 120V121H144ZM228 120H231L229 123H228ZM47 121V122H46ZM106 121V122H105ZM161 121H163V123H161ZM227 121V122H226ZM235 121V122H234ZM3 121L2 120H0V123H2ZM104 122V123H103ZM123 122V123H122ZM125 122V123H124ZM237 122V123H236ZM245 122V124H243ZM41 123V124H42ZM103 123V124H102ZM115 123V124H114ZM142 123H144V125L142 124ZM161 123V125L160 126H158L159 124ZM218 123H219V125H218ZM114 124V128H116V129H114L113 128V125ZM137 124H141L140 126L139 125H137ZM233 124V125H232ZM234 124H235V127H234ZM68 122H67V125L64 127V128H62V130L64 129V130H66L67 132H70V133H74V132H76V131H78V127H77V125L76 124H71L72 126L70 127V128H68ZM124 125V126H123ZM131 125V126H130ZM164 125H166L165 127H167V128H165V130H164ZM174 125V126H173ZM224 125V126H223ZM228 125H229V127H230V125H231V127H230V129L232 130L231 132L228 130ZM240 125H243V126H240ZM70 126V125H69ZM102 126V127H101ZM116 126V127H115ZM139 126V129H136V128H134V127H138ZM76 127V128H75ZM109 127V128H108ZM120 127V128H119ZM150 127V128H149ZM159 129H158V128ZM181 127H183V128H181ZM101 128V129H100ZM162 128H163V130H162ZM168 128H169V130H168ZM171 128V129H170ZM187 128H188V126H187ZM75 129V130H74ZM100 129V130H99ZM111 129V130H110ZM129 129V130H128ZM133 129V130H132ZM136 129V130H135ZM145 130V132L143 131V130ZM157 129L159 130V132H160V129H161V131H163L164 133H162V132H160L159 134L160 135H158V131H157ZM37 130H38V132H37ZM74 130V131H73ZM106 130H108V131H106ZM127 130V131H126ZM34 131L36 132V133H38V134H36V133H34ZM73 131V132H72ZM97 131V132H96ZM99 131V132H98ZM112 131V132H111ZM116 131V135H114L115 132ZM133 131H135V132H133ZM235 131V132H234ZM40 132V133H39ZM110 132V133H109ZM137 132V133H136ZM154 132V133H153ZM172 133V135L169 137V135H167V134H171ZM177 132V133H176ZM229 132H230V134H229ZM97 133H99V134H96ZM107 133V134H106ZM109 133V134H108ZM126 133V134H125ZM132 133V134H131ZM141 133H144V136L146 135V134H149V136H151L152 138H153V136H155V135H158L156 138H153L154 140H155V142H151V140H153L152 138H149V136L148 135H146L145 137L143 136V134L141 135ZM176 133V134H175ZM234 133V134H233ZM35 134V135H34ZM105 134V135H104ZM136 134V135H135ZM161 134H164L163 136H161ZM240 134V135H239ZM56 135H59L58 133H55L54 134V137L56 136ZM94 135H96V136H94ZM125 135V136H124ZM133 136L132 138L133 139H130L131 138V136ZM141 135V136H140ZM174 135V136H173ZM34 136H36V137H34ZM93 136L95 137L94 139H93ZM140 136V137H139ZM143 136V137H142ZM92 137V138H91ZM110 137V138H109ZM125 137V138H124ZM128 137H130L129 139H128ZM138 137V138H137ZM142 137V138H141ZM147 137V138H146ZM160 138L161 137V139H163L162 140V143H163V145H161L162 143H159L160 142V139H158L159 140V142L158 141H156L157 140V138ZM163 137V138H162ZM88 138H89V140H90V142H88L87 140H88ZM104 138V139H103ZM107 138L109 139V140H107ZM124 138V139H123ZM136 138V139H135ZM146 138V139H145ZM149 138V139H148ZM170 138V139H169ZM181 138H183V139H181ZM187 140H185V139ZM27 139V138H26ZM93 139V140H92ZM139 139V140H138ZM143 139H144V143H143ZM151 139V140H150ZM176 139V140H175ZM180 139V140H179ZM34 140V141H33ZM92 140V141H91ZM104 140V141H103ZM125 140H127L126 142L127 143H135L137 140L139 141L138 142V145H137V142L135 143L137 146H134L135 144H129L130 146H128V144L126 143V145L124 144L125 143ZM129 140H130V142H129ZM132 140H133V142H132ZM147 140V141H146ZM173 140L174 141H176V142H173ZM191 142H190V141ZM24 141V142H23ZM106 141H108L107 143H105ZM140 141H142V142H140ZM151 143H150V142ZM165 141V142H164ZM166 141H167V143L168 142H170V143H168V145H166L167 143H166ZM181 141V142H180ZM148 142H149V144H148ZM179 142V143H178ZM259 142V143H258ZM35 143V144H34ZM99 143H101L100 145H99ZM105 143V144H104ZM140 143V144H139ZM144 145H143V144ZM147 143V144H146ZM172 143V145H170ZM257 143V144H256ZM263 143V144H262ZM109 144V145H108ZM122 145V144H124V145H122L121 147H120V145ZM150 144H151V146H150ZM154 146H153V145ZM3 145V143L2 142H0V147ZM21 145H23V146H21ZM99 145V146H98ZM131 145H133V146H131ZM190 145V146H189ZM248 145V146H247ZM97 146V147H96ZM106 146V147H105ZM109 146V147H108ZM121 148V150L120 151H122V149L124 148L125 150H124V152L122 153V152H120V151H118L117 149L119 148V147ZM140 146V147H139ZM156 146H158V147H156ZM168 146V147H167ZM173 146V147H172ZM186 146V147H185ZM100 147V148H99ZM108 147V149H105V148H107ZM138 147V148H137ZM142 147H146L145 149L143 148V150H141L142 149ZM244 147V148H243ZM251 147V148H250ZM252 147H254V148H252ZM22 148V150H20ZM93 148H94V150H93ZM135 148H136V150H135ZM250 148V149H249ZM16 149H18V150H16ZM96 149V150H95ZM103 149H105V150H103ZM128 149V150H127ZM138 149H140V151H138ZM148 149V150H147ZM238 149H239V152H238ZM245 149V150H244ZM253 149H255V151L253 150ZM132 151L133 152V150L134 151H136V152H138V153H136V152H130V151ZM252 150V151H251ZM35 151V152H34ZM92 151V152H91ZM98 151H100V152H98ZM114 151H116L115 153H113ZM118 151V152H117ZM127 151H129L130 153H128ZM186 151V152H185ZM220 151L221 152H224V153H220ZM235 151V152H236ZM18 152V153H17ZM34 152V153H33ZM96 152V153H95ZM120 152V153H119ZM127 152V153H126ZM240 152H242V153H240ZM16 153V154H15ZM94 153H95V155H94ZM109 153V154H108ZM111 153V154H110ZM119 153V154H118ZM122 153V154H121ZM126 153V154H125ZM232 153V154H231ZM10 154V155H9ZM12 154V155H11ZM19 154H22V156L21 155H19ZM42 154V155H41ZM91 154V155H90ZM124 154V155H123ZM214 154V153H213ZM223 154L225 155V156H223ZM239 154V155H238ZM252 154V155H251ZM5 154H3V156H4ZM41 155V156H40ZM89 155V156H88ZM126 155V156H125ZM127 155H129L128 157H127ZM132 155H134V156H132ZM137 155V156H136ZM220 155V156H219ZM244 155V157H242ZM0 156H1V152H0ZM36 156V157H35ZM43 156V157H42ZM104 156V157H103ZM106 156H109V157H111V158H109V159H107V157ZM114 156H115V158H114ZM123 156V157H122ZM227 156V160H225L226 157ZM240 156L243 158L242 160L240 159ZM248 156V157H247ZM258 156V157H257ZM24 157V158H23ZM96 157V158H95ZM105 157H106V159H105ZM124 157H126V158H124ZM132 157V158H131ZM190 157H192V158H190ZM216 157V158H215ZM223 157V158H222ZM247 159H246V158ZM263 157V158H262ZM112 158H113V160H112ZM118 158L120 159V160H118ZM236 158H239V160L238 159H236ZM246 160H245V159ZM249 158H251V159H249ZM257 158V159H256ZM41 159V160H40ZM83 159V160H82ZM115 159V160H114ZM256 159V160H255ZM19 160V161H18ZM32 160L30 161V162H32ZM95 160H96V162H95ZM98 160V161H97ZM221 160H224V161H221ZM60 161V162H59ZM82 161V162H81ZM86 161V163L84 164V162ZM101 161H102V163H101ZM243 161H246V163H248L249 161H250V163H248L247 165H246V163L245 162H243ZM34 162V161H33ZM32 162V163H33ZM59 162V163H58ZM91 162V163H90ZM99 164H98V163ZM77 163V164H76ZM81 163V164H80ZM94 163V164H93ZM252 163H254V164H252ZM37 164V165H36ZM44 164V165H43ZM49 164V165H48ZM57 164H58V166H57ZM71 164V165H70ZM78 164H79V166L80 167H76V166H78ZM93 164V165H92ZM98 164V165H97ZM105 164H107V165H105ZM108 164H110V165H108ZM30 165H33V166H31L30 167ZM50 165H51V168H50ZM70 165V166H69ZM88 166V167H90V165H92L90 168H87V167H85V166ZM97 165V166H96ZM136 165H139V166H136ZM238 165H240V166H238ZM247 167H246V166ZM36 166V167H35ZM74 166V168H71V167H73ZM84 166V167H83ZM104 166L105 167H110V168H105V169H103L104 168ZM10 167V168H9ZM9 167H6V168H4L5 170H3V169H1L0 170V172H8L9 171V169L11 170V168H14L13 166H9ZM27 167H30V169H32V170H30V171H26L28 168ZM66 167H68L69 168V172L68 173H63V170H64V168H66ZM98 167V168H97ZM136 167V168H135ZM21 168H24V166L23 167H21ZM40 168V169H39ZM44 168V169H43ZM80 168H83V169H80ZM94 168V169H93ZM96 168V169H95ZM117 168V170H115ZM147 168V169H146ZM39 169V170H38ZM46 169V170H45ZM50 169V170H49ZM56 169H58V170H56ZM79 169V170H78ZM86 169V170H85ZM93 169V170H92ZM111 169V170H110ZM127 169V170H126ZM133 169H136V171H134ZM167 169V170H166ZM246 169H248V171L246 170ZM250 169V170H249ZM23 170V171H22ZM38 170V171H37ZM44 170H45V172H44ZM48 170V171H47ZM51 170L54 172L55 170V173H51ZM62 170V171H61ZM76 170V171H75ZM114 172H113V171ZM122 170H123V172H122ZM165 170V171H164ZM44 172V174H43V172ZM50 171V172H49ZM61 173H60V172ZM72 171H74V173L72 172ZM110 173H109V172ZM118 171L120 172V173H118ZM141 171V172H140ZM144 171H146V172H144ZM151 171H153V172H151ZM157 171H159V173L158 174H156L157 173ZM256 171V172H255ZM38 172H39V174H38ZM80 172H82V173H80ZM84 172V173H83ZM87 172V173H86ZM96 172V173H95ZM98 172V173H97ZM99 172H102V174L101 173H99ZM104 172V173H103ZM108 172V175H106V173ZM114 174H117V176L115 175V178H114V175H113V173ZM116 172V173H115ZM128 173V174H126V173ZM132 172V173H131ZM144 172V173H143ZM165 172L168 174V176H167V174H165ZM253 172V173H252ZM39 175L38 177L36 176L37 174ZM41 173H42V175H41ZM63 173V174H62ZM76 173V174H75ZM77 173H79V174H83V175H78ZM88 173H90V175L88 174ZM92 173V174H91ZM122 173V174H121ZM136 173V174H135ZM152 173V174H151ZM163 173L165 174V175H163ZM247 173V174H246ZM47 174V175H46ZM57 174V175H56ZM59 174V175H58ZM61 174V175H60ZM88 174V175H87ZM96 174H100L101 175V179H99V180H97V179H93V177H91V176H94V175H96ZM111 174V175H110ZM133 174L135 175V179H132V177H133ZM43 175H45L44 177H43ZM66 175V176H65ZM69 175V176H68ZM103 175V176H102ZM123 175V176H122ZM246 175H248V176H246ZM251 175V176H250ZM50 176H51V178H50ZM56 176V177H55ZM73 176V177H72ZM76 176H78V177H76ZM147 176V178H145ZM151 176H153V177H151ZM161 176H163L162 178H161ZM262 176V177H261ZM41 177V178H40ZM49 178V180L47 181V179ZM64 177V178H63ZM89 177V178H88ZM104 177L106 178H111L110 180H112V179H114L113 181L114 182H112V181H110L109 179H104ZM139 177V178H138ZM145 178V180L143 181V179ZM150 177V178H149ZM167 177V178H166ZM171 177V178H170ZM45 178H47V179H45ZM54 178V179H53ZM56 178H57V180H56ZM62 178H63V181H62ZM66 178V179H65ZM75 178V179H74ZM78 178V179H77ZM83 178V179H82ZM122 179L121 180V182L119 183V182H117V179ZM129 178V179H128ZM153 178V179H152ZM253 178V177H252ZM65 179V180H64ZM68 179V180H67ZM72 179H74V180H72ZM92 179V180H91ZM116 179V180H115ZM132 181H131V180ZM137 179H139V180H137ZM142 179V180H141ZM39 180V181H38ZM44 182H42V181ZM59 180V181H58ZM69 180L70 181H72V182H69ZM79 182H78V181ZM87 180H89L88 182H87ZM95 180V181H94ZM123 180H124V182H123ZM150 180H151V182H150ZM169 180V181H168ZM41 181V182H40ZM50 181V182H49ZM54 181V183H52ZM58 181V182H57ZM68 181V182H67ZM73 181H75L74 182V184H73ZM80 181H82V182H80ZM84 181V182H83ZM98 181V182H97ZM116 181V182H115ZM139 181V182H138ZM47 182V183H46ZM60 182H62V183H60ZM68 184H67V183ZM95 183V184H93L94 186H92V183ZM101 182H102V184H104L103 186H102V184H101ZM108 182V183H107ZM41 183H43L44 185H42ZM56 183V184H55ZM70 183V184H69ZM78 185H77V184ZM84 183H88V184H85L84 185ZM110 183V184H109ZM38 184H39V188H38ZM49 184V185H48ZM52 184H54V186L52 185ZM67 184V185H66ZM82 186H81V185ZM98 184H100V187H98L99 185ZM114 184V185H113ZM57 185V186H56ZM58 185H59V188H61V189H59L58 188ZM79 185H80V187H79ZM98 185V186H97ZM109 185V186H108ZM120 185V186H119ZM125 186L124 188H123V186ZM131 185V186H130ZM43 186L45 187V188H43ZM48 186V187H47ZM53 186V187H52ZM85 186V188H82V187H84ZM90 186V187H89ZM114 186V188H112ZM122 186V187H121ZM133 186H135V187H133ZM168 186H171L170 184H168ZM51 187H52V189H53V191H51ZM66 187H68L67 189H66ZM88 187V188H87ZM94 187V188H93ZM103 187H105L106 189H104ZM117 187V188H116ZM121 187V189L123 188V191L121 190V189H119V188ZM128 187V188H127ZM82 188V189H81ZM97 188H98V190H97ZM99 188H100V190H99ZM112 188V189H111ZM126 188H127V190H126ZM24 189V187H18V191H22ZM43 189V190H42ZM62 189H64V190H62ZM88 189V190H87ZM92 189H95L94 191H93V193L91 192L92 191ZM111 189V190H110ZM114 189V190H113ZM129 189V190H128ZM79 190V191H78ZM85 190H87L86 192H85ZM91 190V191H90ZM97 190V191H96ZM121 190V191H120ZM77 191V192H76ZM89 191V192H88ZM107 191V192H106ZM110 191V192H109ZM112 191H113V194H112ZM115 191V192H114ZM120 191V192H119ZM132 191V193H131V195L129 194V195H127L126 196V194H128V193H130ZM38 192H37V194H38ZM81 192H83V193H81ZM102 193V192H106V194L104 193V195H102V199H99V198H101V194L99 195V194H96V193ZM116 192H118V193H116ZM125 192V193H124ZM74 193H76V195H75V197H74ZM77 193H80V194H78L77 195ZM89 193V194H88ZM120 193H122L121 195H120ZM36 194V192L34 193V195H35V197L34 198H36L37 199V197H39L40 196V194H38V196H36L37 195ZM81 194H82V197H81ZM83 194L85 195V197L83 196ZM90 194H91V196H93V197H91L90 196ZM69 195V196H68ZM89 195V196H88ZM107 195V196H106ZM110 195H115L114 197L116 198H114V197H111ZM124 195V196H123ZM17 196V195H16ZM69 198H68V197ZM79 196V197H78ZM97 198H96V197ZM100 196V197H99ZM105 196V197H104ZM109 196V197H108ZM117 196V197H116ZM20 197H22V196H20V195H18L17 197H15V195L14 196H11V197H9V198H13L12 200L11 199H5V201H4V203H3V206H5L9 201L10 202H15L16 200L17 201H19V200H23V199H27L28 197H22V198H20ZM99 197V198H98ZM16 198V199H15ZM30 198V197H29ZM85 198H87L89 201H88V203L89 202H91V204H88L87 203V200L85 199ZM93 198V199H92ZM119 198V199H118ZM121 198L123 199L122 201H121ZM91 199V200H90ZM104 199V200H103ZM108 199H109V201H108ZM127 201H126V200ZM13 200H15V201H13ZM56 200V201H55ZM59 200V201H58ZM92 200H94V201H92ZM99 200V201H98ZM103 200V202H101ZM65 201V202H64ZM95 201H98L99 203V205L100 206H98V205H96V203L97 202H95ZM116 201V202H115ZM5 202H6V204H5ZM53 202V203H52ZM92 202H95V203H93L94 205H92ZM111 202V203H110ZM123 203L122 205H120L121 203ZM16 203V202H15ZM52 203V204H51ZM55 203V204H54ZM105 203V204H104ZM120 203V204H119ZM108 204V205H107ZM127 204H128V206H127ZM23 204H21L19 207H18V209H16L17 211H24V210H27V209H29V208H27L28 206L27 205H24V206H22ZM92 205V206H91ZM106 207H105V206ZM22 206V207H21ZM27 206V207H26ZM97 206V207H96ZM111 206V207H110ZM122 206V207H121ZM24 207H26L25 209H24ZM69 207H71V208H69ZM67 206L66 207V209L64 208V213L63 214H66L65 216H67V217H65V216H62V215H60V216H58V217H55V218H53V219H51V220H48V221H50L51 223H53V224H58V225H65V226H70V225H72V224H75V223H78V222H82V223H84V225H85V227L84 228H86L85 230L87 231V230H89V234H88V231L86 232V233H78V232H75V231H71L70 229H69V231L68 230H65V231H61V233H62V235L60 234V232H57V233H54V234H49V235H41V237H39L38 235L39 234H35V236H33L34 234L33 233H31V232H25L24 234H22V233H20V232H15L14 234H11L13 231H16V228L15 229H13V230H9V229H7V227L6 226H1L0 225V230H2V228H3V230L0 232V250L1 249H4V248H10V247H12V246H14V245H18L19 243H22V242H24V241H28V240H32V241H35V242H37V241H43V242H45L44 241V239L45 238H49V239H52L53 241H56V240H59V239H74V240H84V241H86L87 243H88V245L89 246H92V247H94V246H97V244L98 243H96L97 241H100V240H102V239H105V237H102V236H100V234H101V232L104 230L103 228L101 229V227L98 225V223L100 224H106L103 220H101L100 219V221H96V220H89V222L87 221V222H85L86 221V218L84 217V214H85V212H86V210H82V209H80V211H77L78 209L76 208V206ZM102 207H103V209H102ZM107 207H110V209L108 208V210H107ZM74 208V209H73ZM96 208V209H95ZM20 209V210H19ZM83 212H82V211ZM96 210V211H95ZM216 210H217V215H216V222L218 223V225L222 228V230H223V233H224V235L226 236V238L228 239H231L232 238V235H233V233H234V230L231 228V224H232V221L230 220V219H228V217L226 216V214H223V212H221L218 208H216ZM176 212V213H175ZM165 214V215H163V214ZM7 214V213H6ZM9 214V216L7 215H5L6 217H12L13 215H14V212H9L8 213ZM79 214L81 215L80 217H79ZM174 214V215H173ZM177 214V215H176ZM12 215V216H11ZM69 215V216H68ZM2 216V215H1ZM76 218V219H75ZM78 218V219H77ZM180 218V216L178 215V213H177V211H173V210H171V209H167V208H164V207H157V208H155L154 210H152L151 212H150V222H151V225H152V232H151V234L149 235V237H148V240H147V242H146V245L143 247V249L144 250H140V249H137V251L135 250L134 252H132L131 254H129L127 257H126V259L121 263V264H149L150 262L151 263H154V264H177V262H178V264H191V262H194L195 260V264H207V262L205 261V260H203V261H201L200 259L201 258H209V257H212V255H213V252L215 251V250H219L220 252H222V251H225V249H227L228 247H225V249H222V247H221V245L220 246H216V247H213L212 245V247L210 246V245H208V243H209V241L213 238V237H210L209 238V236H211V235H213L210 231H207L205 228L204 229H200V234L199 235H197V236H195V237H193L192 238V240H190V239H188L186 242H183V244L185 245V246H182V242L181 243H175L173 246H171V248L170 249H168V246H167V242H169V240L171 239V236H172V234H173V230H174V224H175V222L178 220ZM37 219V220H36ZM42 219H44V218H42V217H36V218H33V221H32V219H30V220H28V219H23L22 221H23V223H22V221H19L21 224H24V225H31L32 224V222H33V224L34 223H36V222H34V220L35 221H39V220H42ZM59 219H61V220H64V223H63V221L61 222ZM153 219V220H152ZM172 219V220H171ZM67 222H66V221ZM69 220V221H68ZM169 220V221H168ZM32 221V222H31ZM84 221V222H83ZM159 221H160V223H159ZM174 221V222H173ZM18 221H15V222H13V224L14 225H18V223H19ZM30 223V224H29ZM86 223V224H85ZM94 223H96V224H94ZM159 223V224H158ZM223 223V224H222ZM230 225H229V224ZM12 224V225H13ZM94 224V225H93ZM164 224V225H163ZM91 225H93V226H91ZM98 225V227H100V228H96L95 230H94V228H95V226H97ZM6 227V228H5ZM91 227V228H90ZM93 227V228H92ZM154 228H156V229H154ZM169 229V232L167 231L166 232V230H168ZM8 230V231H7ZM161 230H164V231H161ZM11 231V232H10ZM67 231V232H66ZM97 231L98 232H100V234L99 233H97ZM202 231V232H201ZM7 232V233H6ZM64 232V233H63ZM91 232V233H90ZM208 232H209V235H208ZM11 234V235H8L9 237H7V234ZM70 233H73V235H71ZM78 233V234H77ZM95 233H97V235H95ZM168 233V234H167ZM228 233V234H227ZM2 234H4L5 236H3ZM20 234H21V236H20ZM27 234V235H26ZM55 234H57V235H55ZM74 234H76L75 236H74ZM91 234V235H90ZM61 235V236H60ZM78 235V236H77ZM81 235H83V236H81ZM95 235V236H94ZM99 235V236H98ZM155 235V236H154ZM162 235H164V236H162ZM229 237H228V236ZM10 236H12V238L10 237ZM24 236V237H23ZM28 236V237H27ZM65 236H67V237H65ZM77 236V237H76ZM80 236V237H79ZM88 236H90V237H93L94 236V238H90V237H88ZM15 239H14V238ZM31 237V238H30ZM37 237V238H36ZM65 237V238H64ZM90 238V240L88 239V238ZM163 237V238H162ZM3 238V239H2ZM58 238V239H57ZM196 238V239H195ZM12 239H13V241H12ZM17 239V240H16ZM19 239V240H18ZM194 239V240H193ZM202 239V240H201ZM2 240H3V242H2ZM6 240H7V242H6ZM12 242H10V241ZM17 242H16V241ZM37 240V241H36ZM92 240V241H91ZM152 240V241H151ZM154 240H157V242H155ZM200 240V242H198ZM5 241V242H4ZM20 241V242H19ZM191 241V242H190ZM43 242H41L40 244H41V246L40 247H44L45 248V246H43ZM150 242V243H149ZM200 243V244H197L196 245V243ZM38 243V242H37ZM159 243H162V246L159 244ZM2 244H3V246H2ZM158 244V245H157ZM206 244V245H205ZM39 245V244H38ZM149 245V246H148ZM199 245V246H198ZM50 246V244L49 245H46V247H49ZM147 246V247H146ZM161 246V247H160ZM183 248H182V247ZM196 246V248H194ZM152 247V248H151ZM154 247H155V249H154ZM194 248V250H192L191 248ZM199 247H200V249L201 248H203L204 247V249H202V250H200L199 249ZM207 247H210V248H208L207 249ZM67 247H63V250H61L62 248H59V249H55L54 251L53 250H46V249H41V250H37V253L38 254H42L43 252L44 253H46V258H49L50 256H48L49 255V253H50V255H52V254H60V252L61 253H64L65 251H64V249H66ZM148 248V249H147ZM211 248H212V250H211ZM229 248H230V246H229ZM142 249V248H141ZM174 249V250H173ZM151 250H153V251H151ZM192 251V252H189V251ZM206 250V251H205ZM143 251V252H142ZM150 251V252H149ZM161 251H162V253H161ZM165 251V252H164ZM202 251V252H201ZM207 251H208V253H207ZM140 252V253H139ZM164 252V253H163ZM188 252H189V254H188ZM138 253H139V255H138ZM180 253H182V254H180ZM192 253V254H191ZM145 254V255H144ZM166 254H167V256H166ZM239 254V253H238ZM192 255V256H191ZM140 256V257H139ZM144 256V257H143ZM161 256V257H160ZM166 256V257H165ZM186 258L185 260H188L187 262H183L184 260V257ZM188 256H190V257H188ZM239 256H240V254H239ZM136 257H138V258H136ZM148 257V258H147ZM191 257H193V258H191ZM136 258V259H135ZM145 258H147L146 260H145ZM155 258H160V259H158V260H156ZM165 258V259H164ZM177 258V259H176ZM191 258V259H190ZM135 259V260H134ZM199 259V260H198ZM134 262H133V261ZM141 260V261H140ZM162 261L161 263L159 262L158 263V261ZM182 260V261H181ZM197 260H198V262H197ZM157 262V263H156ZM201 262H203V263H201ZM150 263V264H151ZM194 264V263H193Z\"/></svg>",
    "mask_w": 264,
    "mask_h": 264
},
{
    "label": "clouds",
    "instance_id": "9594fccd",
    "mask_svg": "<svg viewBox=\"0 0 264 264\" xmlns=\"http://www.w3.org/2000/svg\"><path fill=\"white\" fill-rule=\"evenodd\" d=\"M210 2L211 0H158V5L169 14L178 16L184 22L185 29L191 30L207 14ZM100 178V174L93 176V179Z\"/></svg>",
    "mask_w": 264,
    "mask_h": 264
}]
</instances>
